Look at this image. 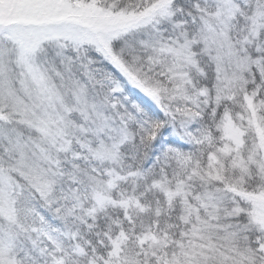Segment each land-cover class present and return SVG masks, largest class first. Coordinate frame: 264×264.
Wrapping results in <instances>:
<instances>
[{
  "label": "snow or ice",
  "instance_id": "snow-or-ice-1",
  "mask_svg": "<svg viewBox=\"0 0 264 264\" xmlns=\"http://www.w3.org/2000/svg\"><path fill=\"white\" fill-rule=\"evenodd\" d=\"M0 264H264V0H0Z\"/></svg>",
  "mask_w": 264,
  "mask_h": 264
}]
</instances>
